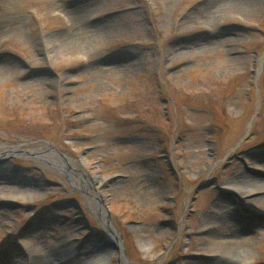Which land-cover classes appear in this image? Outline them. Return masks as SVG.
<instances>
[{"label": "rangeland", "instance_id": "obj_1", "mask_svg": "<svg viewBox=\"0 0 264 264\" xmlns=\"http://www.w3.org/2000/svg\"><path fill=\"white\" fill-rule=\"evenodd\" d=\"M85 1L0 0V152L16 148L0 158V264L23 249L19 234L34 241L20 264L52 251L82 264H264V235L247 228L254 243L236 251L199 231L218 202L264 229V203L228 188L264 182V0L212 18L208 0H89L83 23L108 34L48 51ZM67 158L103 183L84 188Z\"/></svg>", "mask_w": 264, "mask_h": 264}, {"label": "bare ground", "instance_id": "obj_2", "mask_svg": "<svg viewBox=\"0 0 264 264\" xmlns=\"http://www.w3.org/2000/svg\"><path fill=\"white\" fill-rule=\"evenodd\" d=\"M94 4L92 2L85 1L83 4H79L77 6H74L75 14L73 15L75 17V24L76 27L74 28L73 33L71 34L72 37L65 38L63 40L51 39L49 41V46L47 45L48 51L53 52H62L64 50H72V49H78L81 47L80 39L83 36H88L91 34H100V33H106L108 34V31L104 30L102 26L97 27L94 31L88 26L85 25L84 18H87L86 16L92 15L94 12V8H92ZM251 6V3L248 0H208L206 4L204 5V12L207 13V16L212 18L213 15L220 13L224 10H228L230 8L235 9V13H238L242 15L248 7ZM74 22V21H73ZM79 36H82L79 38ZM127 68V69H126ZM124 69V67H123ZM130 69V66H125V70ZM1 70V67H0ZM16 148H6L2 152H0V158L8 156L11 152H14ZM51 154L41 153V158H50ZM254 160L256 164L260 162L258 159H250V161ZM72 158H67L63 162H60V165H62V169L67 170L72 174V176H75L78 178V180L83 182L84 188L87 187H94L95 185H99L103 183V180L100 178H87L83 173H80V175H75V169L71 166V163H73ZM77 184V183H75ZM228 188L232 191L238 193V194H247V193H254L256 196H253L251 200L247 201V203L252 202H258V203H264V182L260 181L258 179H250L247 184H243L240 181L233 180L228 183ZM255 192H262L260 194ZM92 200L94 201L92 205H95V202H98V205L95 206V210L97 213L101 216H104L106 214V206L102 202V196L99 191L95 190V195H92ZM104 224L106 225L108 231L110 232V238L115 242L117 247L124 252V246L122 240L118 237V232L116 230L115 225L110 220H107L105 218H102ZM235 214L231 207H229V204L226 202H218L213 207L210 208L209 211L206 212V214L203 216L199 231L201 232H207L209 233V245L211 248L214 249H223V250H230L235 249L236 251H241L243 248H245L248 245H251L254 243V239L247 238L245 234H247V228L253 230L255 235L262 236L264 235V229H261L258 227V225H254V223H250L249 225H244L242 223L236 224L235 223ZM24 238V241H20L19 238ZM17 241L19 243L23 244L22 247H19V250L15 252L14 250L16 247L10 246L8 249H6L3 253H5V263L6 264H20L19 261L23 260L26 257V253H28V245L30 243H33L34 241L32 239H29V236L26 234H19ZM91 250H96L95 248H91ZM99 250V249H97ZM11 252L12 254H15V258L10 257ZM7 255V256H6ZM62 252L58 251H52L50 254H47L44 258H39L35 261H33L31 264H82V260H80V257L76 262L70 261V259L63 257ZM238 261L241 264H249L250 255H237ZM105 258L99 259L98 263L96 264H104Z\"/></svg>", "mask_w": 264, "mask_h": 264}, {"label": "water", "instance_id": "obj_3", "mask_svg": "<svg viewBox=\"0 0 264 264\" xmlns=\"http://www.w3.org/2000/svg\"><path fill=\"white\" fill-rule=\"evenodd\" d=\"M203 188H205V186H199V187L197 188V191H199V190H201V189H203Z\"/></svg>", "mask_w": 264, "mask_h": 264}]
</instances>
